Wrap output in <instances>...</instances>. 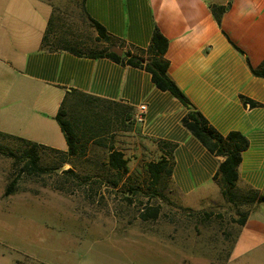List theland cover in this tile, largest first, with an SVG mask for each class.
Segmentation results:
<instances>
[{"label":"crops","instance_id":"1","mask_svg":"<svg viewBox=\"0 0 264 264\" xmlns=\"http://www.w3.org/2000/svg\"><path fill=\"white\" fill-rule=\"evenodd\" d=\"M211 4L226 7L220 23ZM155 28L168 39L167 72L192 106L223 136L247 138L236 186L264 195V77L252 72L264 62V0H0V131L66 149L54 115L67 91L81 90L134 108L130 129L118 130L125 146H115L124 153L133 146L144 163L164 156L172 190L200 198L221 192L213 176L224 156L183 125L189 107L144 68L89 54L116 46L121 55L145 56ZM139 104L146 105L141 122ZM237 229L222 262L264 264V204Z\"/></svg>","mask_w":264,"mask_h":264},{"label":"rangeland","instance_id":"2","mask_svg":"<svg viewBox=\"0 0 264 264\" xmlns=\"http://www.w3.org/2000/svg\"><path fill=\"white\" fill-rule=\"evenodd\" d=\"M67 107L82 117V106L74 100ZM117 136L114 145H124ZM24 148L0 136V264L225 263L221 255L237 231L238 215L221 192L200 198L175 192L168 180L151 185L133 146L124 148L130 160L121 176L105 168L106 148L96 143H88L70 162L39 148L37 163L49 169L32 173L20 169ZM68 167L73 171H63ZM113 178L117 186L108 181ZM233 192L244 196L247 188L236 186ZM255 205L239 207L250 212ZM152 207L158 208L157 216L142 219L140 213Z\"/></svg>","mask_w":264,"mask_h":264},{"label":"trees","instance_id":"3","mask_svg":"<svg viewBox=\"0 0 264 264\" xmlns=\"http://www.w3.org/2000/svg\"><path fill=\"white\" fill-rule=\"evenodd\" d=\"M212 13L218 23H220L221 15L225 10V6L211 4ZM100 37L106 39L107 35L103 26L91 20ZM168 45V39L155 28L148 47L145 51V56L137 53L125 52L123 55H118L111 50H95L89 54L92 56H110L116 60L125 59L128 64L142 67L150 73L151 80L160 89L170 91L183 104L189 107L188 111L182 117L183 125L191 131L211 152L217 155H223L224 159L220 161L217 171L213 178L217 180L220 186V191L223 197L228 202L236 207L235 213L238 215L236 221L238 225H242L248 216L247 209H240V205L244 202L263 203L264 195L258 193L253 188H247V193L244 196H235L233 190L236 187L237 180V165L241 159V151L247 146V138L238 131H231L223 136L215 130L213 126L208 124L205 117L200 111L195 109L189 99L170 78L167 68L169 65L165 52ZM74 50V49H73ZM252 72L256 75L264 77V62L258 67H253ZM74 100L76 104L82 106V117H78L75 113L76 109H68L67 104ZM251 102V101H250ZM252 103V102H251ZM134 111L132 106L123 104L116 100L105 98L102 96L90 94L81 90L71 89L67 91L62 98L60 105L54 115V119L59 124L66 140V149H58L43 144H37L29 139L21 136L5 133L0 131V136L13 138L25 146L22 150L21 158L25 160L21 171L32 173L34 171H44L49 169L40 166L37 163V149H45L56 151L63 155V162H70L72 157L84 153L88 143H96L99 146L106 148L105 159L102 164L108 171H115L116 174L128 172L129 158L125 153L114 145L115 133L121 129H130V126L125 123L127 113ZM167 148L170 146L166 144ZM65 172H72L73 168L68 167L63 169ZM145 171L150 177L151 185L160 183L162 180L169 181L170 168L168 161L164 156L156 159H150L145 162ZM113 186L118 185V178L108 180ZM16 182V178H12L6 185L4 194L8 195ZM131 185L126 191V198L130 199L128 193H132ZM236 197V198H235ZM243 202V203H242ZM158 208H147L146 211L140 213L142 219L154 218L157 216ZM238 230V229H237ZM237 232V231H236ZM234 237L231 239V246Z\"/></svg>","mask_w":264,"mask_h":264},{"label":"built area","instance_id":"4","mask_svg":"<svg viewBox=\"0 0 264 264\" xmlns=\"http://www.w3.org/2000/svg\"><path fill=\"white\" fill-rule=\"evenodd\" d=\"M145 109H146L145 104H139V106L137 107V110L135 112V115H134L135 121L141 122L143 120Z\"/></svg>","mask_w":264,"mask_h":264},{"label":"water","instance_id":"5","mask_svg":"<svg viewBox=\"0 0 264 264\" xmlns=\"http://www.w3.org/2000/svg\"><path fill=\"white\" fill-rule=\"evenodd\" d=\"M111 51L117 53L118 55H121V54H122V49H121V48H118V47H116V46H113V47L111 48Z\"/></svg>","mask_w":264,"mask_h":264}]
</instances>
